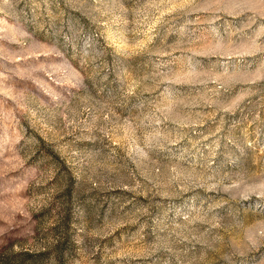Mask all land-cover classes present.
Masks as SVG:
<instances>
[{"label":"rangeland","instance_id":"1","mask_svg":"<svg viewBox=\"0 0 264 264\" xmlns=\"http://www.w3.org/2000/svg\"><path fill=\"white\" fill-rule=\"evenodd\" d=\"M0 264H264V0H0Z\"/></svg>","mask_w":264,"mask_h":264}]
</instances>
